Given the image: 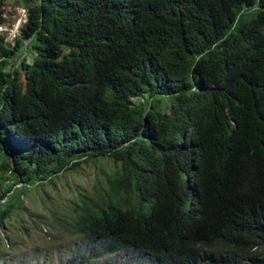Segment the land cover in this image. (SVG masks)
<instances>
[{"label":"trees","instance_id":"16d2710c","mask_svg":"<svg viewBox=\"0 0 264 264\" xmlns=\"http://www.w3.org/2000/svg\"><path fill=\"white\" fill-rule=\"evenodd\" d=\"M20 1L15 45L0 33V245L25 196L88 166L43 214L81 238L69 264H264V0Z\"/></svg>","mask_w":264,"mask_h":264},{"label":"rangeland","instance_id":"374dc122","mask_svg":"<svg viewBox=\"0 0 264 264\" xmlns=\"http://www.w3.org/2000/svg\"><path fill=\"white\" fill-rule=\"evenodd\" d=\"M4 22L0 26V33L4 34L6 41L15 45L19 37L21 28L27 18V8L20 0H6L4 5ZM86 166V165H85ZM82 174L70 173L63 176L59 185L49 187V195L41 189L33 190L32 194L25 196L27 201V214H22L24 220L20 221L18 217L15 220L14 236L18 240L14 246L6 242V233L3 230L2 237L4 242L0 245V261L4 264V258L7 257L6 264H69L74 257L75 247L81 241L69 233L59 229V225H52L48 213L52 208V201H59L62 204L66 200L77 198V190L70 188L68 181L74 182L78 187L76 189L89 190L92 186V180L95 176L92 174L91 167H84L80 170ZM78 189V190H79ZM44 216V224L37 225L33 221L38 217ZM42 226V230L40 227ZM100 261L91 264H99Z\"/></svg>","mask_w":264,"mask_h":264}]
</instances>
